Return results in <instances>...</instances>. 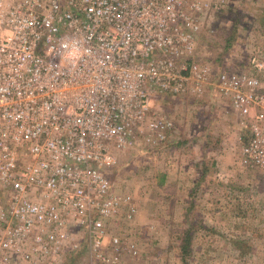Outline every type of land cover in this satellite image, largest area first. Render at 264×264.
I'll return each instance as SVG.
<instances>
[{
  "label": "built area",
  "instance_id": "built-area-1",
  "mask_svg": "<svg viewBox=\"0 0 264 264\" xmlns=\"http://www.w3.org/2000/svg\"><path fill=\"white\" fill-rule=\"evenodd\" d=\"M222 5L0 0V264H53L78 247L72 231L110 261V223L136 209L110 188L109 153L144 132L167 139L173 121L151 105L159 93L212 88L240 115L242 154L264 177V61L212 73L195 54L200 15Z\"/></svg>",
  "mask_w": 264,
  "mask_h": 264
},
{
  "label": "rangeland",
  "instance_id": "rangeland-1",
  "mask_svg": "<svg viewBox=\"0 0 264 264\" xmlns=\"http://www.w3.org/2000/svg\"><path fill=\"white\" fill-rule=\"evenodd\" d=\"M200 23L195 54L212 73L246 70L252 56L264 61V0H223ZM210 89L201 97L159 93L151 105L173 121L167 139L153 143L144 132L126 148L112 147L110 188L136 213L110 223L102 248L110 261L92 255L83 232L70 229L78 247L53 264H183L180 238L189 226L185 264H264V177L242 154L240 115Z\"/></svg>",
  "mask_w": 264,
  "mask_h": 264
},
{
  "label": "trees",
  "instance_id": "trees-1",
  "mask_svg": "<svg viewBox=\"0 0 264 264\" xmlns=\"http://www.w3.org/2000/svg\"><path fill=\"white\" fill-rule=\"evenodd\" d=\"M194 231V227L193 226H189L187 227L181 235V242H180V253H181V259H184V263L185 264V259L188 256V254L190 253V248H191V238H192V234Z\"/></svg>",
  "mask_w": 264,
  "mask_h": 264
}]
</instances>
